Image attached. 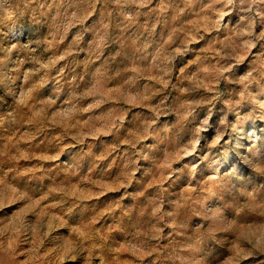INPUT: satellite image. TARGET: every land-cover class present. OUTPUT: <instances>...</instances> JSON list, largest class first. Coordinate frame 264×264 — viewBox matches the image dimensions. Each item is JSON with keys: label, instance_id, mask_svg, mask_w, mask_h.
<instances>
[{"label": "clouds", "instance_id": "1", "mask_svg": "<svg viewBox=\"0 0 264 264\" xmlns=\"http://www.w3.org/2000/svg\"><path fill=\"white\" fill-rule=\"evenodd\" d=\"M0 264H264V0H0Z\"/></svg>", "mask_w": 264, "mask_h": 264}]
</instances>
